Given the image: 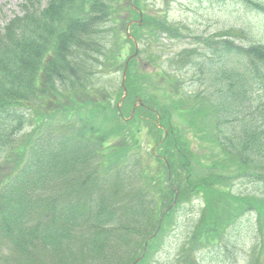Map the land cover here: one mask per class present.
Returning <instances> with one entry per match:
<instances>
[{
  "label": "trees",
  "instance_id": "1",
  "mask_svg": "<svg viewBox=\"0 0 264 264\" xmlns=\"http://www.w3.org/2000/svg\"><path fill=\"white\" fill-rule=\"evenodd\" d=\"M132 2L143 12L141 26H132L136 41H142V28L151 42L162 33L178 37L165 19L145 14L140 0ZM127 7L137 19L128 0ZM19 9L0 27V264H28L40 255L56 264H134L148 241L136 263L143 264L175 209L191 199L202 205L200 222L179 252V264H199L185 254L187 246L193 252L197 241H219L249 215L259 238L248 260L258 264L264 255V47L226 41L220 53L209 55H238L241 74L212 58L222 75H211V91L157 89L164 104L150 106L159 100L147 94L144 104L154 111L137 107L126 120L135 97L156 78L138 73L131 60L119 109L96 94V71L118 43L112 41L118 0H24ZM257 9L264 12V5ZM145 57L152 62L150 53ZM114 58L120 62L119 52ZM169 60L168 72L162 70L172 86L188 63L177 68ZM174 119L214 145V163L201 162ZM142 122L157 145L147 157L138 143ZM246 178L260 194L236 193L224 183ZM7 250L18 256L14 262L2 261Z\"/></svg>",
  "mask_w": 264,
  "mask_h": 264
},
{
  "label": "rangeland",
  "instance_id": "2",
  "mask_svg": "<svg viewBox=\"0 0 264 264\" xmlns=\"http://www.w3.org/2000/svg\"><path fill=\"white\" fill-rule=\"evenodd\" d=\"M22 2L23 0H0V26L4 27L5 23L18 15V7ZM258 5H264V0H140V7L145 14L151 15L157 20L165 19L166 24L174 29V33H177L178 37L169 38L165 33H162L157 42H151L145 29L140 30L142 41H137L139 61L136 68L138 73L145 72L155 75L156 80L154 84L148 87L145 84L147 88L144 86L138 99H146L147 94H153V92L158 96L160 92L156 93L157 89L171 91V87L173 91L181 89L183 86L195 93L205 90L207 87L208 91H211V75L215 74L219 78L222 75V70L210 63L212 58L216 61L219 59V61H223L224 68L228 69L232 75L241 74L243 65L238 55H230L227 59L223 54L222 59V56H210L209 54L212 50L214 54L220 53L226 41H232L234 45L243 48L264 47V12L257 9ZM117 11L115 19L119 21L114 30L116 39H112V41L115 40L118 43H112V52L107 55L101 68L96 71L95 82L92 81L97 96L99 97V93H103L107 100L113 104L122 103V101L120 102L122 93L121 96L118 97V95L122 82L123 63L131 55V44L125 38L126 26L130 21H138L128 13L127 0H121V2L118 0ZM128 31L132 36L133 29L129 27ZM208 42H212L216 47L210 48L207 45ZM118 52L121 60L115 62L114 56ZM148 53L152 56V62L149 61L148 57V59L145 57ZM180 53L183 55L182 57L179 56ZM186 54L188 56H185ZM169 59H173V66L177 68L188 63L187 70H189H186V74L184 70L178 72V76L182 75L178 79L180 82L175 79L172 86L166 83V77L163 78L162 70L168 72V66L171 62ZM167 60L170 62H166ZM199 70H203L205 73L202 75ZM173 74L176 75V73ZM220 85H222V81ZM156 98L159 101H148L150 106L154 107V103L164 104L166 99L161 95ZM238 98L239 96L236 95L235 99ZM175 124L185 133L190 149L201 162L204 164L214 163L218 151L214 145L207 138L203 139L201 134L188 129L179 120L178 122L175 121ZM137 126L139 149L147 157L148 150H153L157 146L155 145L156 141L149 134V129L144 122L137 124ZM200 131L203 130L200 129ZM166 136L163 132V137ZM143 165L145 166V164ZM152 170L155 171L156 168L153 167ZM218 171L223 173L221 168ZM231 172L226 171V176H230ZM224 183L232 185L233 191L236 193L260 194L259 185L247 178L225 179ZM224 183L222 185H225ZM66 196L64 198H67ZM87 197L85 195L82 198ZM39 205L44 206L42 203ZM201 209L202 205L198 199H191L180 204L175 209L170 222L167 223V229L157 240L158 245L154 248L155 252L150 253L143 264H179L181 257L178 254L184 248L186 240L191 237L190 232L200 222ZM38 213H40V207H38ZM241 222L219 241L213 242L215 244L205 241V244L202 245L197 241L193 243V252H190L188 250L190 247L187 246L185 254L188 253L194 257L199 264H249L248 253L256 244L259 229L256 225V219L252 215L244 218ZM17 257L16 254L8 250L2 252L3 262H14ZM52 260L40 255L28 264H56ZM25 264L27 263L25 262ZM251 264L254 263L251 262ZM258 264H264V255Z\"/></svg>",
  "mask_w": 264,
  "mask_h": 264
},
{
  "label": "water",
  "instance_id": "3",
  "mask_svg": "<svg viewBox=\"0 0 264 264\" xmlns=\"http://www.w3.org/2000/svg\"><path fill=\"white\" fill-rule=\"evenodd\" d=\"M141 17V16H140Z\"/></svg>",
  "mask_w": 264,
  "mask_h": 264
}]
</instances>
